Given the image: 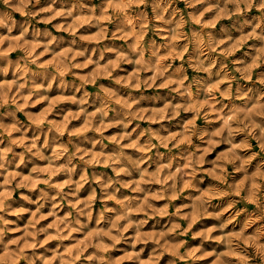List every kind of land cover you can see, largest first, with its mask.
Here are the masks:
<instances>
[{
  "label": "clouds",
  "instance_id": "9594fccd",
  "mask_svg": "<svg viewBox=\"0 0 264 264\" xmlns=\"http://www.w3.org/2000/svg\"><path fill=\"white\" fill-rule=\"evenodd\" d=\"M0 264H264V0H0Z\"/></svg>",
  "mask_w": 264,
  "mask_h": 264
}]
</instances>
